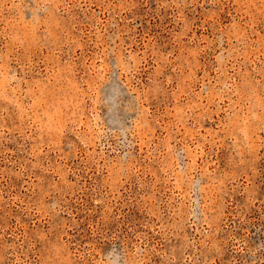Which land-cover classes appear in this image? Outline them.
Here are the masks:
<instances>
[{"label":"rangeland","instance_id":"rangeland-1","mask_svg":"<svg viewBox=\"0 0 264 264\" xmlns=\"http://www.w3.org/2000/svg\"><path fill=\"white\" fill-rule=\"evenodd\" d=\"M0 264H264V0H0Z\"/></svg>","mask_w":264,"mask_h":264}]
</instances>
